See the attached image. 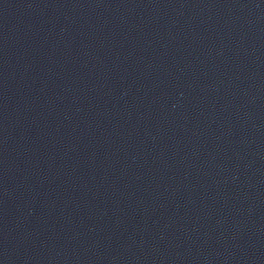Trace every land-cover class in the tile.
Masks as SVG:
<instances>
[{"label":"water","instance_id":"obj_1","mask_svg":"<svg viewBox=\"0 0 264 264\" xmlns=\"http://www.w3.org/2000/svg\"><path fill=\"white\" fill-rule=\"evenodd\" d=\"M0 264H264V0H0Z\"/></svg>","mask_w":264,"mask_h":264}]
</instances>
